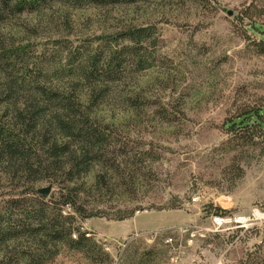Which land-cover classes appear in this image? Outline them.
I'll list each match as a JSON object with an SVG mask.
<instances>
[{"label": "rangeland", "instance_id": "obj_1", "mask_svg": "<svg viewBox=\"0 0 264 264\" xmlns=\"http://www.w3.org/2000/svg\"><path fill=\"white\" fill-rule=\"evenodd\" d=\"M251 1L264 5V0H205L203 5L45 0L40 9L3 24L0 44H26L27 56L45 60L36 68L49 73L64 66L67 52H83L103 33L140 23L157 30L155 66L125 84L115 83L99 106L98 118L115 128L107 155L115 169L103 186L83 194L87 206L112 214L118 208L141 209L119 223L108 216L74 223L109 253V264H264V142L260 148L228 145L222 128L226 116L264 96V55L251 51L236 21ZM134 93L145 98L138 110L125 103ZM85 180L91 184L92 173ZM0 184L5 190L9 182ZM48 186L47 196L38 194L54 204L57 185L44 180L38 189ZM195 195L199 200L192 199ZM215 208L226 211V223H212ZM110 220L118 236L106 231ZM28 243L21 239L7 250L16 258ZM42 261L99 264L85 250L62 242H50Z\"/></svg>", "mask_w": 264, "mask_h": 264}, {"label": "trees", "instance_id": "obj_2", "mask_svg": "<svg viewBox=\"0 0 264 264\" xmlns=\"http://www.w3.org/2000/svg\"><path fill=\"white\" fill-rule=\"evenodd\" d=\"M44 1L0 0V31L13 15L36 11ZM69 1L105 5L140 0ZM188 1L203 5L205 0ZM236 19L247 46L264 55V5L255 6L251 1ZM95 40L97 43L83 52H67L64 66L52 73L36 68L45 60L37 54L27 56L26 44H0V181L9 182L0 190V264H43L42 254L50 242L85 250L95 263L109 264V253L86 236L81 225L74 226L76 218L124 220L141 209L118 208L112 214L87 206L83 194L103 186L115 169L107 158L115 128L98 118L99 106L115 83L125 84L135 73L155 66L157 30L151 23L132 24ZM53 80L65 85L52 84ZM144 99L134 93L126 96L125 103L138 110L145 106ZM222 128L228 145L260 148L264 142V96L226 116ZM91 173V184H87L85 178ZM44 180L57 185L50 199L54 204L39 197L38 184ZM215 213L226 211L215 208ZM21 239L29 241V248H21L14 258L7 249Z\"/></svg>", "mask_w": 264, "mask_h": 264}, {"label": "built area", "instance_id": "obj_3", "mask_svg": "<svg viewBox=\"0 0 264 264\" xmlns=\"http://www.w3.org/2000/svg\"><path fill=\"white\" fill-rule=\"evenodd\" d=\"M193 200H199V196L198 195H195V196H193V198H192ZM228 219L229 218H227L226 216H223L222 214H213L212 215V219H211V221H212V223L214 224V225H222V224H224V223H226L227 221H228ZM185 230H187L188 231V228H185ZM86 235L87 236H89L90 235V233H86ZM74 236V235H73ZM105 249L107 250L108 249V245L105 243Z\"/></svg>", "mask_w": 264, "mask_h": 264}, {"label": "crops", "instance_id": "obj_4", "mask_svg": "<svg viewBox=\"0 0 264 264\" xmlns=\"http://www.w3.org/2000/svg\"><path fill=\"white\" fill-rule=\"evenodd\" d=\"M137 215H135V217H136ZM131 218H134V216L133 217H131ZM130 219V218H129ZM124 220H128V218L127 219H124ZM124 220H120V221H117L118 223L119 222H122V221H124ZM111 222H115V221H113V220H110V223H108V224H104L105 226H107L106 227V231L108 232V233H110V236L112 235V236H118V235H116L115 234V232H111L112 231V229H111V226L113 225ZM139 228H138V226L137 227H133L132 229H130V231H127V232H125L126 234H128L129 232H132L133 230L134 231H137ZM107 235H109V234H107Z\"/></svg>", "mask_w": 264, "mask_h": 264}, {"label": "water", "instance_id": "obj_5", "mask_svg": "<svg viewBox=\"0 0 264 264\" xmlns=\"http://www.w3.org/2000/svg\"><path fill=\"white\" fill-rule=\"evenodd\" d=\"M50 190V187H45V188H39V192L42 194V196H47L48 192Z\"/></svg>", "mask_w": 264, "mask_h": 264}]
</instances>
